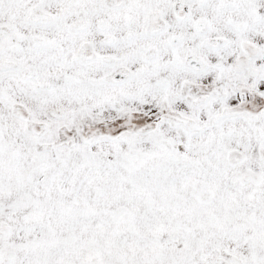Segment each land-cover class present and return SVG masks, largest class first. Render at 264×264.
I'll list each match as a JSON object with an SVG mask.
<instances>
[{
    "label": "snow or ice",
    "instance_id": "6c2138e0",
    "mask_svg": "<svg viewBox=\"0 0 264 264\" xmlns=\"http://www.w3.org/2000/svg\"><path fill=\"white\" fill-rule=\"evenodd\" d=\"M0 264H264V0H0Z\"/></svg>",
    "mask_w": 264,
    "mask_h": 264
}]
</instances>
